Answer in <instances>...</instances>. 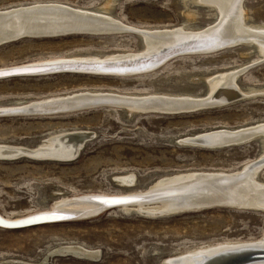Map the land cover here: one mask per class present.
<instances>
[{"label": "rangeland", "instance_id": "1", "mask_svg": "<svg viewBox=\"0 0 264 264\" xmlns=\"http://www.w3.org/2000/svg\"><path fill=\"white\" fill-rule=\"evenodd\" d=\"M239 1L227 22L234 16H240L241 22L248 15L243 26L240 23L246 36L218 50L175 54L136 74H92L74 68L0 79V108L16 111L0 114V212L15 219L79 195L147 194L173 175L235 172L255 160L263 151L261 140L219 148L181 141L187 134L213 127L264 124V56L260 57L264 36L248 31L249 25L264 26V0ZM46 3L107 13L120 26L98 28V34L73 32L2 43L0 68L58 58L138 56L145 48L138 29L170 32L183 28L193 35L218 24L210 5L195 0H188L187 5L184 0H0V11ZM230 80L246 95L224 106L190 112L130 114L108 104L44 114L30 108L44 98L90 90L205 100L213 86L216 90L220 81ZM76 131L93 134L76 157L64 160L41 154L51 137ZM260 176L264 181V169ZM234 207L151 214L136 206H115L45 224L0 226V264H163L173 255L200 246L262 239L264 211ZM69 246L99 251L100 256L93 259L58 250Z\"/></svg>", "mask_w": 264, "mask_h": 264}, {"label": "bare ground", "instance_id": "2", "mask_svg": "<svg viewBox=\"0 0 264 264\" xmlns=\"http://www.w3.org/2000/svg\"><path fill=\"white\" fill-rule=\"evenodd\" d=\"M195 1H199V2L201 1L210 5V7L208 6L209 9L211 8L210 11L214 14L215 17H218L215 19V21L218 22V24L214 28L210 27L211 29H208L206 31L204 30L196 34L192 33L193 35H191V33L187 32L186 30H183V28H181L179 31L176 30L170 32H168V30L167 31L162 30L164 32H161L156 30L151 31V30L139 29L140 32H143L139 34L141 35L143 34L142 38L144 39L145 48L144 51L142 53L140 52L141 54L138 56H124L118 58H105V59L99 57H91V58L88 57L85 59L58 58V59L35 61L30 63L61 60L70 63H76L77 65H90V67L87 68L77 67V69H79L80 72H92V74H97V73L124 74V75L129 73L136 74L137 72L140 73L146 70H150L151 68H154L162 64L164 62V59L166 60L167 58H170L175 54L211 52L216 49L218 50L230 44H233L234 42L239 41L241 38L246 36L244 35L245 28L242 27L243 26L242 24L244 22V19L247 20L248 15L245 14V17L244 16L242 17L243 20L241 22H240L241 18L239 19L240 16L239 17L234 16L232 18L230 16L232 20L227 22L228 14L237 11L235 10V8L239 4L240 2L239 0H195ZM184 2L187 5L188 0H184ZM110 3H108V5ZM38 5L40 4H37L32 7H28L26 9H20L16 11L12 10L6 13L3 12L1 13L0 11V44L16 40L17 38L14 37H18L19 39L21 37L56 36V35L72 34L73 32L87 33V34L88 33L95 34L96 32L98 34L100 30L98 28H105L108 26H113V27L120 26L118 22L114 21L113 18L109 16L107 13L95 17L89 15H83L81 13H76L75 15H71L72 17L66 18L65 16H67V12L69 10L64 11L66 9L62 10L60 6H38ZM107 10H110V8H108ZM82 13H86V12L82 11ZM192 13L193 15H196L197 12L192 11ZM63 19H69V21L62 22ZM240 23L242 26L240 25ZM72 29H89V30L73 31ZM248 29H249L248 31L250 32L253 31L254 35L257 33L262 37L264 36V26L249 25ZM191 30H195V29H191ZM101 32H103V30ZM8 38H14V39H8ZM174 46H180V48L182 49L180 51L166 55L164 57H159L160 54L162 55L164 54V51H166L168 47H174ZM261 56L263 57L264 55L262 54L260 55V57ZM149 58H151V60L147 61ZM140 61L141 64H138V62ZM134 66H136V68ZM64 70L65 69H59V70L45 71L34 74L14 75V76L45 75V74L56 73ZM10 77L13 76L0 77V79H6ZM219 83L221 84V86L220 84H217L218 86L217 89H219V87L231 85V84H234V86L231 88L224 89L218 94V96L221 97V101H212V102H225L222 105H219L218 107L224 106L225 104L227 105V103H230L232 101H237L238 98H240L242 95L243 96L246 95V93L243 92L242 89L233 82L228 83V82L220 81ZM214 90L215 89L213 86L212 93L209 95L210 97L209 99L204 100L203 98H200L199 100H195V101L178 95L164 96L163 94L155 93L149 95L131 96L132 94H121L114 92H100V91L90 90V91L71 93L69 95H63L61 97L59 96V97L44 98L42 100L33 102L30 108H32V110L34 109L36 114H44V113H52L55 111L58 112L75 111L80 108H89L92 106L108 104V105H115V107L116 106L123 107L127 109L130 114H134V113L140 114L146 112H152V113H178L184 111L190 112L194 110L191 109V106L203 104L206 102L211 103V99H214L217 96L215 95L216 90L213 93ZM239 94L241 95L238 96ZM235 96L237 97L234 98V100L228 102L225 101L226 99ZM95 99H100L101 101ZM79 100H87L89 102H92L93 100V101H100L101 103L87 104L88 106L87 105L79 106V104L77 103ZM171 110H180V111L173 112ZM255 127H258V130L252 131L253 132L252 134L244 135L247 139H245L243 142L261 140L262 141L261 143L263 144V151L255 160L246 163L243 166L245 167L247 165L245 168L242 167L241 169L235 172H228L224 170H217V171L202 170V171L186 172V173H180L178 175H173L171 177H167L166 179H164L163 182H161V184L156 185L152 190V192H155L156 195L158 194L164 195L168 193L169 195L158 196L156 200L155 198H153V200H149V202L147 201L145 203L143 202L122 203L119 206H123L126 209L133 208L135 206H139V207L144 206L147 209L156 211L173 206L174 202L177 200L201 201L203 199H212V198L214 199L217 197L218 199H227L230 202H235L232 203L231 205L238 206L241 204L242 206H248L247 204H250V206H253V207H240V208L264 211V181L261 179L260 176L261 171H263L264 169V124ZM92 137H93L92 133L85 131L67 132L60 134L58 136H54L48 140L49 142L48 144L46 143L45 145H43L44 146L43 148H45V146H48V149L46 147L47 150H45L41 154L45 157L70 155L78 150L81 151L82 148L86 145L87 141H89V139H91ZM219 147H223V146H219ZM219 147H214V148H219ZM258 158L262 159L261 160L262 162L259 161L254 163ZM200 174H207V175L199 176ZM172 188H175L176 190H172ZM152 192H148V193H152ZM175 192L176 194H174ZM126 195H147V194H126ZM81 197H85V198H76L73 201L68 200L66 202L65 200H62L61 202L56 203L53 208H68L75 212H82L87 214L100 207L99 203L93 200H89V198H91L92 195H82ZM262 240H264V237L262 238ZM259 241H261V239H259ZM239 242L241 241L239 240L227 241L224 243H239ZM203 247L205 246H200L199 248L190 250L185 254L180 253L182 255L172 258V260H176V262L180 264L183 262L184 259H188V257H191L192 259H188L185 262V264H201L206 259L208 254L201 253L200 254L201 256L197 258L193 257L192 255L199 253L198 251H202L201 249ZM58 250H61V252L63 251L66 253L70 252L71 254L74 255L76 254L80 257H87L93 259L96 258L98 259V257L100 256L99 251L88 250L79 246L62 247ZM163 264H169L168 259H166Z\"/></svg>", "mask_w": 264, "mask_h": 264}, {"label": "water", "instance_id": "3", "mask_svg": "<svg viewBox=\"0 0 264 264\" xmlns=\"http://www.w3.org/2000/svg\"><path fill=\"white\" fill-rule=\"evenodd\" d=\"M58 5H60L61 8L69 10V13L67 12L68 17L65 16L66 18L72 17L71 15H75L76 13H81L83 15H89L93 17L100 16V15H96V13H93V12L82 13V11L72 8L71 5H66V4H61V3H59ZM38 6H52V5L51 3H46V4H40ZM18 8H22V7H18ZM18 8H14L12 10H15ZM59 16H62V15H59ZM67 21H69V19H63L62 22H67ZM129 29L130 31H134V32H138L139 30V29L136 30L133 28L132 29L128 28V30ZM72 30L73 31H88L89 29H72ZM161 32H164V31H161ZM14 38L18 39V37H14ZM14 38H8V39H14ZM181 49L182 48H180V46L168 47L166 51H164V54L163 55L160 54L159 57H164L173 52L180 51ZM149 60H151V58H149L147 61ZM138 64H141V61L138 62ZM77 67L87 68V67H90V65H77L76 63H70V62L61 61V60L60 61H50V62H39V63L15 64V65L7 66V67H1L0 72H8L10 74L0 75V77L34 74V73L53 71V70H59V69L71 70ZM134 67L136 68V66ZM16 69H43V70L15 71ZM233 86L234 84L219 87V89H217L216 94H215L217 96L216 98L211 99V103L206 102L203 104L194 105V106H191V109L198 110L202 108H212V107L222 105L225 102H212V101H221V97L218 96V94L222 90L231 88ZM240 95L241 94H239L238 96ZM236 97L237 96L228 98L225 101L228 102V101L234 100V98ZM95 100H100V99H95ZM100 101L92 100V102H89L87 100H79L77 103L80 106V105H87V104H99L101 103ZM171 111L174 112V111H180V110H171ZM12 112H16V111H13L12 108H0V114L12 113ZM254 130H258V127L238 128V129H231V128H226V127H216V128L213 127L209 129L200 130L190 135L187 134L184 137H182L181 141L187 144H191V145L202 146V147H207V148H214V147L226 146L230 144L243 142L245 139H247L244 135L252 134L253 133L252 131ZM79 153L80 151L78 150L76 152H73L70 155L54 156L52 158L68 160V159H72L76 157ZM261 160L262 159L258 158L254 163L259 162V161L262 162ZM201 175L206 176L207 174H200L199 176ZM172 190H176V189L172 188ZM174 194H176V192ZM164 195H169V193L164 194ZM164 195L163 194L156 195L155 192L147 193V195H126V194L125 195H111V194H104V193H94V195H92V197L89 198V200H93L99 203L100 207L96 210H93L90 213L86 214L82 212H75L68 208H53L50 210L36 211L30 214L24 215L20 218L11 219L9 217L4 216L0 212V226H4L8 228H20V227H26V226L36 225V224L62 221V220L72 219L74 217H78L81 215L88 216V215L96 214L105 208L115 207V206H119L120 204H122V203L105 202V201H110L112 199H122V200L127 201L125 203H133V202H145V201L153 200V198H155L156 200L158 196H164ZM80 196L82 195H79L77 197H80ZM81 198H84V197H81ZM232 203H235V202H230L227 199H218L216 197L214 199L213 198L203 199L201 201L200 200H197V201L177 200L174 202L173 206H170L162 210H156V211L147 209L144 206H141V207L136 206V207H138L140 211L151 213V214L180 212V211L200 209V208L218 206V205L235 206V207H238V206L239 207H253V206H250V204H247L248 206H242L241 204H240L241 206L240 205L237 206V205H231ZM256 240H246V241H241L239 243H222V244L216 243L214 245L213 244L206 245L205 247L201 249L202 251H198L199 253L195 254L196 256L195 255H192V256L197 258L201 256L200 255L201 253L202 254L207 253L208 255L206 259L201 264H264V240L262 239L261 241L259 240L256 241ZM174 257L175 255L170 257L171 260L170 258L168 259L169 264H178L176 260H172V258ZM188 259H192V258L188 257ZM188 259H184L183 262L180 264H185V262Z\"/></svg>", "mask_w": 264, "mask_h": 264}, {"label": "snow or ice", "instance_id": "4", "mask_svg": "<svg viewBox=\"0 0 264 264\" xmlns=\"http://www.w3.org/2000/svg\"><path fill=\"white\" fill-rule=\"evenodd\" d=\"M39 70H43V69H16L15 71H39ZM10 73L8 72H0V75H9ZM108 203H125L127 202L126 200H122V199H112L110 201H105Z\"/></svg>", "mask_w": 264, "mask_h": 264}]
</instances>
